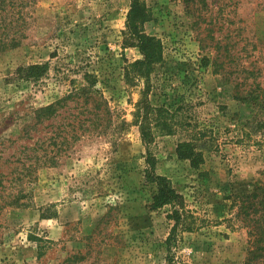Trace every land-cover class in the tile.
<instances>
[{
	"label": "rangeland",
	"instance_id": "rangeland-1",
	"mask_svg": "<svg viewBox=\"0 0 264 264\" xmlns=\"http://www.w3.org/2000/svg\"><path fill=\"white\" fill-rule=\"evenodd\" d=\"M131 3L37 0L22 45L0 49V159L6 172L20 160L4 189L15 199L0 215V264L73 254L72 264H250L240 195L264 183V0H144L143 28L163 41L168 72L154 75L149 99L181 104L191 128L155 130L151 145L190 223L172 244L171 207H151L156 187L144 181L148 153L133 124L143 82L123 73L142 57L123 44ZM33 64H47L39 78L27 75ZM86 71L114 112L108 132L84 133L74 99L38 122V108L86 83ZM187 136L203 152L199 168L178 155Z\"/></svg>",
	"mask_w": 264,
	"mask_h": 264
},
{
	"label": "trees",
	"instance_id": "trees-1",
	"mask_svg": "<svg viewBox=\"0 0 264 264\" xmlns=\"http://www.w3.org/2000/svg\"><path fill=\"white\" fill-rule=\"evenodd\" d=\"M131 8L127 15L126 29L124 30L123 44L127 46L139 47L142 57L134 61L126 60L123 66V73L127 83L138 85L143 82L141 95L136 103V110L133 112V124L139 127L142 140L147 148L148 168L144 174L145 183H154L156 191L153 195L151 207L158 209L170 205L171 210L168 217L173 221L172 229L167 237V242L172 244L177 238V233L183 229H190V223L187 221L186 207L183 195L176 190L167 176L155 172V161L151 155V145L155 138V130L162 133L172 134L183 129L190 132L191 128L181 127L183 116L181 115L182 106L179 103L169 104L167 101L160 105H153L149 99L153 88H155L154 75L168 74L163 71L165 64V47L163 41L147 33L143 25L149 19L144 0H131ZM37 0H0V49H8L22 45L27 38L29 26V13L34 9ZM47 64H33L25 67L27 75H34L39 78L42 69ZM162 72V74H161ZM163 76V75H162ZM86 83L74 88L69 93L53 103L38 108L37 120L41 122L46 115H55L63 107L67 99H74L82 107L80 111L81 127L83 131H96L107 133L110 126L115 124L114 112L105 96L104 91L98 86L99 77L95 73L86 71L84 73ZM163 88V87H162ZM178 120V121H174ZM105 122V123H104ZM127 123V120H123ZM180 124V125H177ZM132 125V124H130ZM194 137L187 136L178 144V155L180 158L188 159L191 164L199 168L204 161V155L197 148ZM20 160L12 159L8 164L14 163V167L8 172L5 171L4 165L7 160L0 159V215L7 204H14L12 191L5 193L7 183L12 185L14 171L18 168ZM29 166V165H28ZM26 170H29L25 168ZM240 210L249 228L248 256L246 263L264 264V183H256L249 192L240 195ZM37 240L42 238L35 237ZM48 241V240H46ZM41 249L43 245H39ZM41 255V253H40ZM78 259L77 254L68 256L61 264H72Z\"/></svg>",
	"mask_w": 264,
	"mask_h": 264
}]
</instances>
